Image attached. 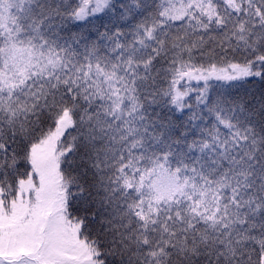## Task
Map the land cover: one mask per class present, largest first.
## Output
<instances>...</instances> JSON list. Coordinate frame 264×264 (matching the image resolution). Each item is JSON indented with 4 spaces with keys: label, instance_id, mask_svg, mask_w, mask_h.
Here are the masks:
<instances>
[{
    "label": "snow or ice",
    "instance_id": "obj_1",
    "mask_svg": "<svg viewBox=\"0 0 264 264\" xmlns=\"http://www.w3.org/2000/svg\"><path fill=\"white\" fill-rule=\"evenodd\" d=\"M0 264H264V0H0Z\"/></svg>",
    "mask_w": 264,
    "mask_h": 264
},
{
    "label": "trees",
    "instance_id": "obj_2",
    "mask_svg": "<svg viewBox=\"0 0 264 264\" xmlns=\"http://www.w3.org/2000/svg\"><path fill=\"white\" fill-rule=\"evenodd\" d=\"M262 86L258 81L247 84H240L233 90V94L239 98L251 100L253 96H259Z\"/></svg>",
    "mask_w": 264,
    "mask_h": 264
},
{
    "label": "rangeland",
    "instance_id": "obj_3",
    "mask_svg": "<svg viewBox=\"0 0 264 264\" xmlns=\"http://www.w3.org/2000/svg\"><path fill=\"white\" fill-rule=\"evenodd\" d=\"M195 83H196V82H195V81H193V85H195Z\"/></svg>",
    "mask_w": 264,
    "mask_h": 264
}]
</instances>
